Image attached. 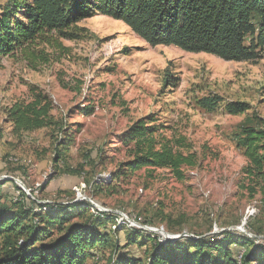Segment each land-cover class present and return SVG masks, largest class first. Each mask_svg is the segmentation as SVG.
I'll use <instances>...</instances> for the list:
<instances>
[{
	"label": "rangeland",
	"instance_id": "1",
	"mask_svg": "<svg viewBox=\"0 0 264 264\" xmlns=\"http://www.w3.org/2000/svg\"><path fill=\"white\" fill-rule=\"evenodd\" d=\"M67 35L53 34L48 37L53 45L46 39L27 54L0 58L3 202L22 199L17 211L34 200L31 209L40 213L49 204H90L85 198L90 199L115 215L112 228L122 246L127 235L142 229L135 223L193 240L222 239L245 220H260L264 230L260 197L253 200L239 188L246 158L238 145L248 120L264 124V51L256 61L230 62L173 46L152 47L123 22L103 15L78 23ZM31 88L48 95L62 131L58 126L12 133L6 110L28 99ZM206 97L220 98L214 111L200 106ZM232 102L245 103L248 110L231 115ZM142 122L159 128L156 136L175 152L195 157L193 167H183L182 180L162 168L123 175L135 149L127 136ZM61 145L69 150L57 163ZM111 174L117 175L112 185L98 191ZM3 178L21 180L32 198ZM145 234L151 236L147 251L136 246L127 251L147 261L163 236ZM236 252L240 259L244 250Z\"/></svg>",
	"mask_w": 264,
	"mask_h": 264
},
{
	"label": "trees",
	"instance_id": "2",
	"mask_svg": "<svg viewBox=\"0 0 264 264\" xmlns=\"http://www.w3.org/2000/svg\"><path fill=\"white\" fill-rule=\"evenodd\" d=\"M98 15L123 22L152 47L173 46L230 62L256 61L264 51V0H0V58L19 52L27 54L53 34L67 37V31L78 23ZM47 43L52 44L50 39ZM30 92L28 99L19 100L6 110L12 133L56 130L59 125L48 95L32 88ZM220 101L206 97L199 104L214 111ZM247 110L245 103L227 105L231 115ZM251 122H246L238 136L246 158L239 188L253 200L260 197L263 216L264 124ZM59 130L62 131L60 126ZM158 132L159 128H151L146 122L131 131L127 141L135 147L133 161L123 175L145 167L162 168L182 180L183 167L195 165L194 156L175 152L156 136ZM68 150L65 145L57 148L55 161L60 163ZM116 177L111 174V181L98 184L96 189L104 191ZM14 183L11 181L25 195ZM13 203L0 198V264H264V255L258 262V249L262 248L258 243L264 235L260 220H251L245 226L257 238L237 231L224 232L222 239L185 237L162 242L155 238L146 261L127 250L136 246L147 251L151 236L144 234L148 231L140 229L127 235L122 246L121 238H116L117 229L112 228L115 215L92 213L89 203L49 204L40 213L31 209L37 205L34 200H27L26 206L20 205L17 211L23 201L16 199ZM236 236L240 240L234 241ZM240 247L244 252L238 259L236 251Z\"/></svg>",
	"mask_w": 264,
	"mask_h": 264
},
{
	"label": "water",
	"instance_id": "3",
	"mask_svg": "<svg viewBox=\"0 0 264 264\" xmlns=\"http://www.w3.org/2000/svg\"><path fill=\"white\" fill-rule=\"evenodd\" d=\"M3 179H7L9 181L15 182L24 192H26L29 195L30 198H32V196L29 194V191L26 190V186L24 185V183L21 180H18V179H15V178H3ZM85 199L89 200L90 204L94 208H96L98 211H100V212H108V213L111 212L110 210H107L105 208L100 207L98 204H96L95 202L91 201L90 199H87V198H85ZM76 202H79V201H76ZM246 224H247V221L245 220V222L242 224V227H239L236 230L248 235L251 238H257L256 236H254L253 234L249 233L246 230V228H245ZM135 226L139 227V228H142L143 230H146L148 232L155 233V234L164 233L163 236H164L165 240L163 242L176 241V240H180V239L185 238V237H189V235L186 234V233L185 234H180V235H172V234H168L167 232H165L164 229L157 230V229H153V228L142 226L140 224H136Z\"/></svg>",
	"mask_w": 264,
	"mask_h": 264
},
{
	"label": "bare ground",
	"instance_id": "4",
	"mask_svg": "<svg viewBox=\"0 0 264 264\" xmlns=\"http://www.w3.org/2000/svg\"><path fill=\"white\" fill-rule=\"evenodd\" d=\"M136 224H137V223H135V225H136ZM159 235H162V236H163V235H164V233H162V234H159ZM162 238H163V240H165L164 236H163Z\"/></svg>",
	"mask_w": 264,
	"mask_h": 264
}]
</instances>
